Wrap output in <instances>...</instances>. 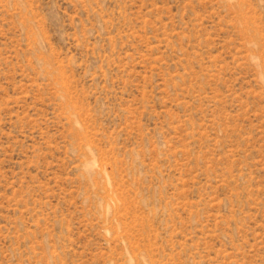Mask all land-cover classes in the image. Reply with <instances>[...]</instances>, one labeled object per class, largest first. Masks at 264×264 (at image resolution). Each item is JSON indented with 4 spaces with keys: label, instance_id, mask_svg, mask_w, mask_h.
<instances>
[{
    "label": "rangeland",
    "instance_id": "374dc122",
    "mask_svg": "<svg viewBox=\"0 0 264 264\" xmlns=\"http://www.w3.org/2000/svg\"><path fill=\"white\" fill-rule=\"evenodd\" d=\"M0 264H264V0H0Z\"/></svg>",
    "mask_w": 264,
    "mask_h": 264
}]
</instances>
